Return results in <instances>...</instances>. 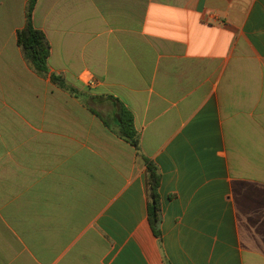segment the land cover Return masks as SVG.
<instances>
[{
	"label": "crops",
	"instance_id": "crops-1",
	"mask_svg": "<svg viewBox=\"0 0 264 264\" xmlns=\"http://www.w3.org/2000/svg\"><path fill=\"white\" fill-rule=\"evenodd\" d=\"M28 1L0 0V264H264V0H38L46 76Z\"/></svg>",
	"mask_w": 264,
	"mask_h": 264
},
{
	"label": "trees",
	"instance_id": "trees-1",
	"mask_svg": "<svg viewBox=\"0 0 264 264\" xmlns=\"http://www.w3.org/2000/svg\"><path fill=\"white\" fill-rule=\"evenodd\" d=\"M38 0H29L26 6V24L17 32V42L22 48L24 57L34 70L46 76L49 73L48 58L50 55V44L43 32L36 29L32 18ZM52 82L60 87L70 89L63 79L57 75H51ZM72 91V89H70ZM117 132L121 137L130 142L137 149L139 148V135L134 128V119L132 114L122 108L119 114ZM147 165V187L150 198L149 218L152 224L158 222L160 212V175L156 166L148 159H144Z\"/></svg>",
	"mask_w": 264,
	"mask_h": 264
}]
</instances>
